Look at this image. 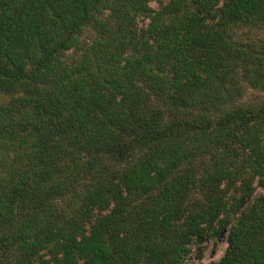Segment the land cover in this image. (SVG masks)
<instances>
[{"label":"trees","instance_id":"16d2710c","mask_svg":"<svg viewBox=\"0 0 264 264\" xmlns=\"http://www.w3.org/2000/svg\"><path fill=\"white\" fill-rule=\"evenodd\" d=\"M243 28L264 0H0V264H264Z\"/></svg>","mask_w":264,"mask_h":264},{"label":"rangeland","instance_id":"374dc122","mask_svg":"<svg viewBox=\"0 0 264 264\" xmlns=\"http://www.w3.org/2000/svg\"><path fill=\"white\" fill-rule=\"evenodd\" d=\"M169 0H151V6L155 9L160 7V3H166ZM148 20H145V23ZM242 38H250L252 39H264V32L262 31H250L248 28H243V34L240 35ZM260 97H264V92H259L256 90H247L244 96L245 100L251 99H260ZM256 190L254 195H264V185H259L257 182L255 183ZM228 247V233L225 235L223 239L215 241L213 238L208 239L206 242L202 243L200 247L195 246L190 254L189 261L187 264H215L218 262L222 256L224 255L226 249Z\"/></svg>","mask_w":264,"mask_h":264}]
</instances>
